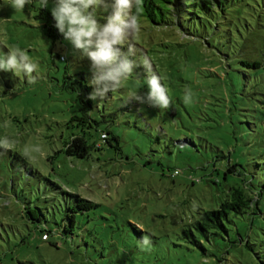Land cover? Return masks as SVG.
I'll use <instances>...</instances> for the list:
<instances>
[{"label": "rangeland", "instance_id": "374dc122", "mask_svg": "<svg viewBox=\"0 0 264 264\" xmlns=\"http://www.w3.org/2000/svg\"><path fill=\"white\" fill-rule=\"evenodd\" d=\"M54 4L48 0L50 9ZM29 7L0 4V39L11 47L32 40L47 50L35 29L23 35L22 21L35 25ZM245 37L227 52L232 68L224 69L199 43L173 36L170 51L155 54L169 107L134 100L148 91L130 76L107 100L93 101L112 113L110 130L120 148L104 145L87 159L64 152L81 134L69 125L82 108L79 97L50 78L60 79L68 66L71 76L82 72L90 84L86 57L66 41L68 61L58 62L59 73L49 76L39 66L30 84L17 71L9 85L0 74V138L15 141L0 148V264H264L263 202V215L234 217L230 235L196 233L202 247L184 232L201 210L217 209L231 188L264 178V31ZM253 62L262 67L246 64ZM232 164L240 173L229 172ZM62 191L93 207L78 206Z\"/></svg>", "mask_w": 264, "mask_h": 264}, {"label": "trees", "instance_id": "16d2710c", "mask_svg": "<svg viewBox=\"0 0 264 264\" xmlns=\"http://www.w3.org/2000/svg\"><path fill=\"white\" fill-rule=\"evenodd\" d=\"M4 3H6V0H0V4ZM29 6L32 13L31 19L34 20V23L39 21L40 27L37 23L33 25L22 21L23 35L26 38L31 37V30L35 29L43 37V41L47 43L48 49L46 50L42 46L36 48L32 40L25 42L12 41V44L13 46H19L21 49H27L31 59L37 62L40 68L51 70L48 71L49 76L52 72L54 74L59 73L58 62L67 63L68 61L66 52L69 47L66 44L67 42L56 29L48 5L43 7L41 0H31ZM106 15L107 13L101 9L98 12V19L103 23V17ZM140 24V32L129 41L135 45L136 55L133 59L138 65L131 75L132 81L137 82L140 80V86L144 91H148L147 77L149 74L141 64L142 56L147 55L151 58L154 72L160 76L161 83L167 89L166 79L160 71L162 59L155 57V54L168 53L170 47L176 44L177 38H173L175 41L171 40L173 36H178V40L181 36L183 40L199 43L218 57L217 64L219 66L222 65L221 67L224 69L232 68V65L225 62L228 60L226 56H228L229 53L227 52H230V48H234L239 44L242 38L245 39L246 34L253 35L255 32L264 31V0H143ZM244 33L246 34L244 35ZM242 42L244 43L245 40ZM124 47L126 48L127 45L125 44ZM159 47L161 50H159ZM11 48L0 39V55ZM246 64L250 68L262 67L260 62ZM18 73L20 72L18 71ZM0 74L4 76L6 84L11 81L10 76L16 75V73L4 71H0ZM62 75L60 79L56 76L50 78L63 84L62 88L69 93H75L79 97L80 104H82V108L79 110L80 113L73 115L69 121L71 129L78 130L77 133L81 134H74L71 141L67 143L64 150L66 156L87 159L93 151L102 150L104 145L119 149V135L110 130V128L116 126L115 119L112 113H102L98 107L95 108L93 100L88 98L93 87L88 83L84 73L78 72L75 74L80 78L71 76L69 67L65 66ZM167 95L169 96L168 92ZM94 109H97V111H94ZM92 133H96V138L92 137ZM238 167V164H232L229 167V172L240 173ZM53 185L57 190L61 189L57 184L53 183ZM62 193L69 194L65 191H62ZM69 195L77 199L78 206L93 207L92 203H83L82 198L72 194ZM261 202L264 203V178L257 186L253 183H244V187H233L230 189L227 199L217 209L201 210L196 220L189 225H185V235L190 243L198 247H202V240L198 238L196 233L207 239H209V235L223 232L230 235L228 225L234 224V217L263 215V210L260 207ZM67 210L72 214L77 213L70 206ZM68 217L72 219V216ZM32 219L41 222V219L36 215ZM65 230L67 231L66 228ZM45 236L46 238H44ZM43 240H50V235L46 231L43 234ZM229 240L233 243L231 238ZM235 242L238 243L239 240L236 239ZM246 245L249 247L251 242L248 241Z\"/></svg>", "mask_w": 264, "mask_h": 264}, {"label": "clouds", "instance_id": "9594fccd", "mask_svg": "<svg viewBox=\"0 0 264 264\" xmlns=\"http://www.w3.org/2000/svg\"><path fill=\"white\" fill-rule=\"evenodd\" d=\"M31 0H11V7L23 10ZM47 7L48 0H41ZM103 9L107 15L103 23L98 19V12ZM143 12V0H55L51 15L59 34L82 57L90 61L93 92L89 99L104 101L109 94L117 91L138 67L133 59L136 48L130 39L141 30L140 17ZM40 27V22L36 21ZM127 45L125 48L124 45ZM141 64L149 74L147 77L148 92L134 95L132 98L141 104L151 107L167 108L171 100L167 89L161 83L151 63V58L143 55ZM39 65L34 62L27 49L13 46L0 55V71L21 72L28 83H35ZM190 98L186 92L185 101ZM15 141L8 137L0 138V148H10ZM143 245H149L147 236L142 239Z\"/></svg>", "mask_w": 264, "mask_h": 264}, {"label": "built area", "instance_id": "2783aa9c", "mask_svg": "<svg viewBox=\"0 0 264 264\" xmlns=\"http://www.w3.org/2000/svg\"><path fill=\"white\" fill-rule=\"evenodd\" d=\"M44 238H46V236Z\"/></svg>", "mask_w": 264, "mask_h": 264}]
</instances>
